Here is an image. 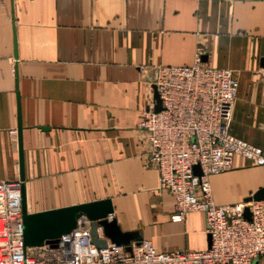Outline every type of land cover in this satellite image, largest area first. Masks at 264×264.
<instances>
[{"label":"crops","instance_id":"0c3cea01","mask_svg":"<svg viewBox=\"0 0 264 264\" xmlns=\"http://www.w3.org/2000/svg\"><path fill=\"white\" fill-rule=\"evenodd\" d=\"M197 59L233 71L231 133L264 153V0H0V181H20L18 95L28 212L109 199L108 219L158 251L205 249L201 212L171 221L138 127L153 67ZM208 183L216 204L242 202L264 165L236 155Z\"/></svg>","mask_w":264,"mask_h":264},{"label":"built area","instance_id":"2783aa9c","mask_svg":"<svg viewBox=\"0 0 264 264\" xmlns=\"http://www.w3.org/2000/svg\"><path fill=\"white\" fill-rule=\"evenodd\" d=\"M151 84L161 102L147 104L138 127L146 132L147 161L158 174V189L174 200L171 221L186 212L204 215L209 244L202 250L158 251L148 240L125 245L91 241L89 222L62 234L54 244L23 245L20 181H0V264H251L264 261V200L218 205L208 176L233 167L238 155L264 165L261 147L231 133L238 80L232 70L209 66L157 65ZM198 166L200 174H196ZM248 208L250 218L244 216ZM102 230L100 226L96 227Z\"/></svg>","mask_w":264,"mask_h":264},{"label":"water","instance_id":"95a60500","mask_svg":"<svg viewBox=\"0 0 264 264\" xmlns=\"http://www.w3.org/2000/svg\"><path fill=\"white\" fill-rule=\"evenodd\" d=\"M14 54L16 56L15 52ZM152 87L153 99L156 102L154 110L158 111L160 110L161 102L156 93L155 87ZM21 130L20 106L17 95L18 167L23 222V245L25 247H39L44 244L54 245L62 234H66L73 230L83 219L89 222L91 241L95 245L104 247L107 243L106 240L98 238L96 230L97 226L101 227L104 236L109 242L125 245L128 250V244L132 240H140L137 236V232L121 231L115 220L108 219L109 214H111L113 210L109 199L95 200L38 212H28L24 184ZM194 171L196 174H200L198 166H194ZM250 200H264V188L258 189L244 201ZM244 216L247 219L250 218V213L247 207L244 209Z\"/></svg>","mask_w":264,"mask_h":264}]
</instances>
